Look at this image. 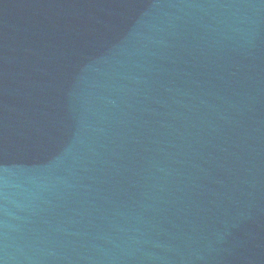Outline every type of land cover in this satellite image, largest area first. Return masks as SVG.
<instances>
[{"label": "water", "instance_id": "water-1", "mask_svg": "<svg viewBox=\"0 0 264 264\" xmlns=\"http://www.w3.org/2000/svg\"><path fill=\"white\" fill-rule=\"evenodd\" d=\"M0 264H264V0H0Z\"/></svg>", "mask_w": 264, "mask_h": 264}]
</instances>
